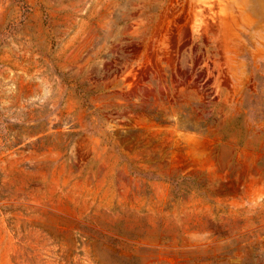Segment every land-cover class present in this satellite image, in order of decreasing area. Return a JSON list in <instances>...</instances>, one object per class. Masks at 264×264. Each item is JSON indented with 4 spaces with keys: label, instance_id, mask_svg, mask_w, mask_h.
<instances>
[{
    "label": "rangeland",
    "instance_id": "374dc122",
    "mask_svg": "<svg viewBox=\"0 0 264 264\" xmlns=\"http://www.w3.org/2000/svg\"><path fill=\"white\" fill-rule=\"evenodd\" d=\"M0 264H264V0H0Z\"/></svg>",
    "mask_w": 264,
    "mask_h": 264
}]
</instances>
